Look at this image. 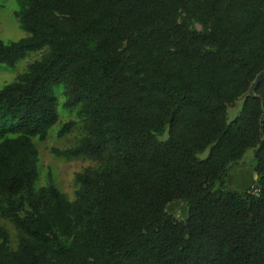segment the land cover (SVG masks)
Here are the masks:
<instances>
[{"label": "trees", "instance_id": "16d2710c", "mask_svg": "<svg viewBox=\"0 0 264 264\" xmlns=\"http://www.w3.org/2000/svg\"><path fill=\"white\" fill-rule=\"evenodd\" d=\"M15 2L25 36L0 40V66L47 52L0 89V217L17 231L11 249L0 227V264H264V77L248 94L264 71V0ZM59 86L85 135L52 153L100 163L75 174L73 201L35 188L32 140L57 123ZM249 149L256 183L228 191Z\"/></svg>", "mask_w": 264, "mask_h": 264}, {"label": "rangeland", "instance_id": "374dc122", "mask_svg": "<svg viewBox=\"0 0 264 264\" xmlns=\"http://www.w3.org/2000/svg\"><path fill=\"white\" fill-rule=\"evenodd\" d=\"M18 10L15 0H0V40L4 43L14 42L25 36V33L22 32L19 27L18 19L15 17V13L18 12ZM193 27L196 30H201L200 25L196 23H193ZM46 52V49H43L38 52L29 53L13 68L0 66V89L12 83L16 76L24 72L30 63L39 60ZM254 85L255 81L251 84L248 94L252 93ZM54 93L57 99V123L50 128L44 140L40 141L37 138L32 140L38 155V180L35 184V188L38 189L52 184L69 201H73L74 192L77 189V185L74 181L75 174L85 169H98L100 163L84 157H58L52 153V150L62 151L74 147L85 135L83 119L78 114V109L67 110L63 107L65 101L63 87H56ZM242 101L243 97L239 98L233 106L227 107V122H230L236 117L241 108ZM69 122H73L74 126L69 133L59 137L58 132L61 127ZM165 138L166 134L159 137L160 140ZM206 154L207 151L199 154L198 157L202 159ZM254 167V151L249 149L244 153L242 159L229 169L224 180L225 187L231 184L236 186L237 189L240 188L244 191L252 187L257 180ZM166 213L181 222L186 218L187 209L183 202L173 201L167 204ZM0 227L8 233L10 248L15 249L17 246V231L13 225L8 220L0 217Z\"/></svg>", "mask_w": 264, "mask_h": 264}, {"label": "crops", "instance_id": "0c3cea01", "mask_svg": "<svg viewBox=\"0 0 264 264\" xmlns=\"http://www.w3.org/2000/svg\"><path fill=\"white\" fill-rule=\"evenodd\" d=\"M228 191H234V192H244V190H242V189H237V187L236 186H234V185H231L230 184V186H226L225 187ZM237 190V191H236Z\"/></svg>", "mask_w": 264, "mask_h": 264}, {"label": "water", "instance_id": "95a60500", "mask_svg": "<svg viewBox=\"0 0 264 264\" xmlns=\"http://www.w3.org/2000/svg\"><path fill=\"white\" fill-rule=\"evenodd\" d=\"M260 77H264V71L261 72V73L256 77L255 85L253 86V88L256 86V84H257V82H258V80H259Z\"/></svg>", "mask_w": 264, "mask_h": 264}]
</instances>
